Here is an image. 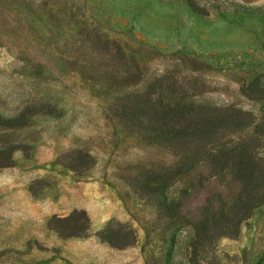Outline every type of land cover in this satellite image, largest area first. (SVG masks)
<instances>
[{
  "label": "rangeland",
  "instance_id": "374dc122",
  "mask_svg": "<svg viewBox=\"0 0 264 264\" xmlns=\"http://www.w3.org/2000/svg\"><path fill=\"white\" fill-rule=\"evenodd\" d=\"M149 95L250 113L209 149L255 140L264 158V0H0V120L22 123L0 125L18 147L0 167V264H264V203L190 261L194 229L159 207L188 182L145 186L181 157L122 106ZM211 173L193 170L208 180L182 196L189 217L224 190ZM121 224L136 235L123 248L102 238Z\"/></svg>",
  "mask_w": 264,
  "mask_h": 264
},
{
  "label": "trees",
  "instance_id": "16d2710c",
  "mask_svg": "<svg viewBox=\"0 0 264 264\" xmlns=\"http://www.w3.org/2000/svg\"><path fill=\"white\" fill-rule=\"evenodd\" d=\"M129 98L127 95L124 100ZM122 106L125 111L130 109L129 121L134 126L151 132L146 136L148 139L168 143L175 148L174 153L181 157L173 171L165 175L153 172L146 178L145 186L153 193L163 194L177 180L188 182V186L181 189L182 196L192 194L196 186L204 187L208 178L201 174L199 184L196 185L192 172L197 163L205 159L212 168L210 176L222 178L224 190L212 191L205 205L192 217L183 213L182 196L159 200L160 209L171 220L170 225L187 223L194 229L190 235L193 246L190 261H196L200 246L212 243L219 237L238 235L241 223L264 203V158L256 151L255 140H243L217 150H210L209 147L218 136L248 126L250 113L231 107L196 106L183 99L152 100L150 95L135 99L132 106L126 103ZM145 118L149 122L148 126L144 123ZM18 121L19 118L0 120V125H22ZM17 148L0 145V167L13 165V153ZM81 155L85 157V162L71 166L76 171H83L82 167L91 160L90 155L82 152ZM79 219L74 213L63 220L72 224L68 235H80L77 229ZM102 238L119 248L136 241L133 228L122 224L118 227L109 225L102 232Z\"/></svg>",
  "mask_w": 264,
  "mask_h": 264
}]
</instances>
